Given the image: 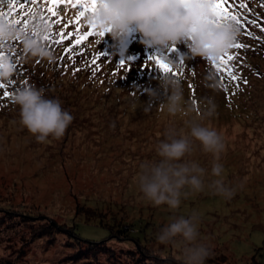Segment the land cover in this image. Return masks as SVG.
Returning <instances> with one entry per match:
<instances>
[{"label":"rangeland","instance_id":"1","mask_svg":"<svg viewBox=\"0 0 264 264\" xmlns=\"http://www.w3.org/2000/svg\"><path fill=\"white\" fill-rule=\"evenodd\" d=\"M250 1L256 9L243 8L245 17L241 20L255 23H245L238 39L245 46L227 52L237 57L229 65L239 77L237 81L216 70L220 59L216 64L198 56L183 59L188 54L186 42L175 45L174 52L146 48L134 27L123 58L113 55L110 35L103 39L93 36L80 49L83 56L74 61L79 71L68 67L73 60L67 57L64 64H58L63 77L58 66L55 71L48 66L47 59L38 61L28 54L14 58L15 74L0 88L1 264H79L65 257L61 261L64 253L59 249L63 245L57 249L55 245L45 247L44 242L32 247L26 243L29 235L25 233L32 223H25L30 218L25 212L36 222L77 224L76 233L89 241H102L113 229L122 227L133 236L122 234L126 239L123 243L112 241L116 249L136 250L138 239L160 252L173 248L156 240L170 217L196 213L200 238L211 249L206 264H264V12L259 10L263 0H244L248 5ZM3 2L0 0V11L6 13ZM239 2L228 0L227 6L238 14ZM32 7L39 15H49L46 0H37ZM57 11L62 23L52 28L60 32L75 18L77 9L61 5ZM81 25L82 30L89 29L83 18ZM71 27L75 30L76 26L70 25L68 30ZM152 55L182 59L178 67L170 65L178 75L165 74L154 61H147ZM121 61L124 67L119 65ZM21 71L24 75L19 76ZM164 75L181 80L184 107L190 109L187 115L170 116L159 104L145 111L149 98L144 89L158 88ZM209 75L214 76V82L208 80ZM221 75H225L224 80ZM25 86L43 88L47 97L59 99L74 116L63 137L50 136L37 142L20 123L19 106L11 97ZM208 100L216 105L210 118L201 115ZM191 122L208 125L224 135L227 150L220 160L222 178L235 188V194L226 200L208 186L217 179L211 173L213 156L193 140L194 150L186 159L206 169L204 190H188L178 209L155 206L139 190V166L159 159L156 148L169 129L176 131L177 138L189 135ZM26 247L29 249L22 256ZM174 249L178 251L175 258L182 260L178 248ZM119 264L134 263L122 258Z\"/></svg>","mask_w":264,"mask_h":264},{"label":"clouds","instance_id":"2","mask_svg":"<svg viewBox=\"0 0 264 264\" xmlns=\"http://www.w3.org/2000/svg\"><path fill=\"white\" fill-rule=\"evenodd\" d=\"M88 23L97 32L111 36L114 43L113 55L125 56L126 40L134 27L140 36V43L146 48L169 49L186 42L188 54L183 59L201 57L209 63L217 62L232 49L240 36V29L231 20L216 22L213 14V0H102L95 15ZM25 35L15 24L0 20V41H14L23 38V48L29 57L55 61V54L47 50L43 37L50 31L49 26L36 13L35 23ZM103 39V37H101ZM165 62L178 67L180 59L165 57ZM15 74V63L8 56H0V83H6ZM214 82V76L209 75ZM148 96L145 111L154 104L166 107L170 116L187 115L184 107L181 80L170 75L159 79L158 88H145ZM163 97V99H162ZM11 100L19 106L20 123L35 136L37 142H44L50 136L61 138L72 123L74 116L62 107L61 101L49 98L43 88L25 86L12 94ZM216 105L208 100L201 115L210 118L215 114ZM193 140L199 141L201 150L213 156L211 173L217 179L208 185L215 194L230 200L235 188L223 180L224 166L220 162L227 150L224 135L205 124L191 122L189 135L176 136L169 129L166 139L159 142L156 161L140 164L138 175L139 190L144 198L155 206L167 205L178 209L182 198L189 191L202 192L205 188L206 169L194 160H188L193 149ZM200 217L198 214L170 217V222L156 234L161 245L178 248L183 264H206L211 255L209 245L200 238Z\"/></svg>","mask_w":264,"mask_h":264},{"label":"trees","instance_id":"3","mask_svg":"<svg viewBox=\"0 0 264 264\" xmlns=\"http://www.w3.org/2000/svg\"><path fill=\"white\" fill-rule=\"evenodd\" d=\"M3 1H4L3 6L5 7L3 9L7 13L9 11L8 0H3ZM254 5L255 3L253 1L249 2V9H251L252 12H254L253 10L256 9V6ZM32 6L33 5H28L27 7H30L32 11H34ZM242 9L243 8L241 7L237 8V13L241 19L245 17V14L242 12ZM259 10L261 11V13L264 12V0L262 3H260ZM26 11H27V8L21 9L19 3H17L14 6V10H13L14 14L12 17H10V19L17 18L18 16H21ZM48 16H46L45 18H47ZM24 19H28L30 21L28 29L30 28L32 23H35V20H32L30 16H24ZM17 27L20 28V26H17ZM71 30H73V27H71ZM48 34L50 37L49 40L46 41L43 39L41 41L43 46L47 50L52 51L55 54V58L58 56V54L61 53L59 58L55 59L54 62L48 63V66L52 70L55 71L57 70L58 64H64L66 61L67 56L64 52V48L66 45H68V41H64L63 44L55 43L54 41L59 39V31L55 28H51ZM27 35H31V32L28 31ZM2 42L3 43H0V54H2L0 56H8L14 61V58H16L20 54H23L24 56L27 55V53L24 51V48H23V38L22 37L14 41H2ZM83 44L87 45L86 40L83 42ZM99 47H103V45H100ZM81 48L82 47L77 48L78 53L81 52L80 51ZM39 59L40 58L38 57V59L36 60L39 61ZM42 59L46 60L45 58H42ZM75 59L79 61L78 57H76ZM67 60L69 61L71 59L67 58ZM45 62L46 61H43V63ZM233 65L237 67L234 63ZM68 67H70L71 69H80L79 65L74 61H72L71 63H68ZM81 68L84 69V67H81ZM58 71L61 73V77H63V73L60 70L59 66H58ZM22 74L24 75V73L21 71L19 76H22ZM57 74H58L57 76H60L59 73ZM57 76L55 75L53 77V80H56ZM81 76L83 77L82 73H81ZM18 83H22V80H18ZM52 84L53 82L51 81V85ZM72 84H76V82L73 81ZM24 215L25 217L30 215V218H26L24 220L25 223H27L28 221L32 223L31 224L32 226H29L30 230H28V232L25 233V235H29V237H26V241H27L26 243H29V245L32 247L34 243L36 242H39V243L44 242L45 247H49L50 245H55L56 246L55 248L57 249H59V247L63 245V248L59 249L60 251L62 250L64 253V255L61 256V261H64L65 259H69L79 264H84V263L86 264H119L121 263L122 258H126L132 261L134 264H183L182 260L175 258V256H178L177 255L178 251H176L174 247L166 251L160 252L158 250L151 249L146 244L142 245L140 241L136 239L137 240V242L135 243L136 250H126L120 247L116 249L117 247L113 246L112 241L119 240L120 243H123L126 239L122 236V234H124L125 236H128V235L131 237L133 236L131 232L127 234L128 230L122 229V227L121 229H113L111 234L105 239H103L102 241H89V240L83 239L81 236L78 235V233H76L74 228L77 227V224L68 226L66 223H64V225L54 223L53 220L48 221V222H42V221L36 222L31 218L32 217L31 213L25 212ZM140 229L141 231L144 232L142 225L140 226ZM66 230H69V231L66 232L65 234L64 231ZM118 237H121V238H118ZM24 238L25 236L23 237V239ZM63 238H65L64 241H63ZM29 247H26L25 250L21 251L22 256L25 255L26 250L29 249ZM66 250L68 252H66ZM63 257H65V259H63ZM11 263L12 262L8 264H11ZM3 264H4V261H3Z\"/></svg>","mask_w":264,"mask_h":264},{"label":"snow or ice","instance_id":"4","mask_svg":"<svg viewBox=\"0 0 264 264\" xmlns=\"http://www.w3.org/2000/svg\"><path fill=\"white\" fill-rule=\"evenodd\" d=\"M19 3L20 8H27V11L24 12L21 16H18L15 19H10L13 16L14 6ZM48 4L47 13L49 16L45 18L44 15H40V19L46 23L51 29L54 24H61L62 18L59 17L57 9L64 5L65 7L71 6L74 9H77L75 18L72 21H69L67 24H64V27L59 32V39L54 41L57 44H63L64 41H68V45L65 46L64 52L68 59H72L75 61L77 56H83V53L77 52L78 47L83 46V42L85 40L90 39L93 36L104 37V32H97L94 26L89 25L87 18L90 15H95L101 6L102 0H46ZM37 0H8V8L9 11L7 13L0 11V20L7 21L9 24H15L16 26H20L21 30L25 35L28 34V26L29 20L24 19V16H30L32 20L36 19V12L32 11L28 5H36ZM228 5V0H213V14L216 22H220L223 20H231L237 24L240 31H244L245 23H255V21H242L240 16L233 11L230 10ZM239 7L244 9H249V5L244 2V0H240ZM55 18V19H53ZM86 21L89 26L88 30H82L81 20ZM70 25H75V30H68ZM261 31L264 32V28H261ZM250 35V33H248ZM31 35L35 36L37 33L33 31ZM49 34L47 33L43 39L49 40ZM18 39V38H17ZM0 43H3L0 41ZM245 45L242 42L237 41L232 45V49H239L244 47ZM170 52L175 51V46H172L168 49ZM2 55V54H0ZM165 56L161 55H152L149 56L147 61H154L156 67L165 74L171 73L172 75H178V73L174 72L170 64L165 62ZM237 59V57L233 54L226 53L219 60V64L216 65V70L223 74H226L227 78L231 81H237L239 77L232 71V68L229 66L230 62ZM181 64H183V60L180 59ZM87 63V62H86ZM96 61H92V64H95ZM216 64V62H213ZM121 67H124L125 63L121 61L119 64ZM80 69H76L79 71ZM221 80L225 79V75H221ZM4 84L0 83V88H4ZM238 87V85H237ZM225 91H227V86L225 85ZM4 96L7 97L8 93L5 92Z\"/></svg>","mask_w":264,"mask_h":264}]
</instances>
